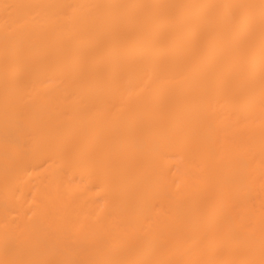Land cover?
<instances>
[{
    "label": "bare ground",
    "instance_id": "obj_1",
    "mask_svg": "<svg viewBox=\"0 0 264 264\" xmlns=\"http://www.w3.org/2000/svg\"><path fill=\"white\" fill-rule=\"evenodd\" d=\"M0 264H264V0H0Z\"/></svg>",
    "mask_w": 264,
    "mask_h": 264
}]
</instances>
